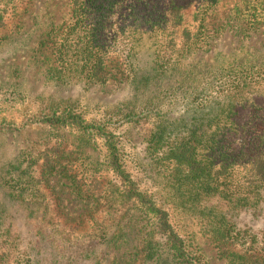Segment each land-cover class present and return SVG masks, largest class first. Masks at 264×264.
<instances>
[{
  "label": "trees",
  "instance_id": "16d2710c",
  "mask_svg": "<svg viewBox=\"0 0 264 264\" xmlns=\"http://www.w3.org/2000/svg\"><path fill=\"white\" fill-rule=\"evenodd\" d=\"M14 1L0 0V29L17 14L18 7L11 6ZM224 1L198 0L188 20L184 6H177L175 0H168L164 7L155 0H71L69 19L52 25L38 44L37 63L46 80L62 86L126 83L137 78L133 61L136 44L149 35L154 40L152 56L157 75L180 71V82L188 84L201 74L198 82L202 87H197L196 93L228 99L248 88H264L261 57L259 69L251 72L239 71L236 62L212 65L221 54L211 61L205 58L216 40L230 30L244 39L264 36V0H259L262 7H251L247 16L235 8L234 17L226 11ZM246 17L241 24L240 19ZM10 37L11 33H4L3 40ZM154 101H159L158 96ZM154 104L149 106L154 108ZM218 108L212 109L209 118L192 120L185 136L173 138L168 129L159 131L164 124L152 131L150 147L154 153L158 149L162 152L159 163H163L164 183L149 193L128 171L121 140L105 123L89 122L69 107L46 105L38 117L28 119L23 126L43 125L59 133L75 131L79 143L71 150L68 141L46 143L39 154L37 177L24 180L22 172L13 179L18 197L27 191L30 199L21 207L37 206L45 197L39 185L46 186L48 178L58 175L78 201L95 210L91 219L84 221L97 222L102 230L108 227L105 222L111 223L112 229L102 231L101 236L109 238L110 248L117 252L110 264H208L174 226L173 214L181 208L204 224V234L220 247L219 256L228 264H264V239L258 242L257 236L239 229L234 221L241 212L258 216L264 210V113L252 107L249 119L239 121L243 105L226 102ZM11 127L0 121V129ZM91 137L103 145L101 165L111 179L84 169L83 155H88ZM8 184L4 177L3 186ZM102 213L107 217L101 224L94 216ZM28 218L27 232L37 237L41 246H52L51 228L56 225L42 218ZM106 257L107 253H101L98 264H105ZM82 261L78 252L75 261L65 264ZM52 264L61 261L54 259Z\"/></svg>",
  "mask_w": 264,
  "mask_h": 264
},
{
  "label": "rangeland",
  "instance_id": "374dc122",
  "mask_svg": "<svg viewBox=\"0 0 264 264\" xmlns=\"http://www.w3.org/2000/svg\"><path fill=\"white\" fill-rule=\"evenodd\" d=\"M70 1H14L11 6L18 7V12L7 21L6 28L0 29V121L12 125L11 129H0V264H34L32 260H38L36 264H52L54 259L65 264L75 261L78 252L83 261L75 264H98L101 253H107L105 264H110L117 254L110 248L109 238L101 237L102 231L108 233L112 229L109 227L111 223L105 222L108 227L102 230L97 222L84 221L85 218L90 220L95 210L91 211V207L78 201L58 175L48 178L46 186L39 185L44 188L45 197L42 199L45 202L41 199L37 206L21 207L30 199L27 198V191L25 194L21 192V198L18 197V186L13 179L22 172L24 180L27 176L37 177L39 154L46 149V143L68 141L70 150L79 143L75 131L59 133L43 125L23 126L28 119L38 117L46 105L69 107L89 122L105 123L121 140L128 171L149 193L156 192L164 183L163 163H159L162 152L158 149L154 153L150 147L151 133L160 124L164 125L159 131L168 129L167 134L175 138L186 135L192 120L209 118L213 108L218 111V104L230 102L232 105H243L245 110L241 112L239 121L249 119L252 107L261 108L260 114L264 113L263 87L248 88L245 93L234 94L228 99H213L204 93H196L197 87L202 85L198 82L203 77L201 74L195 75L188 84L180 82V71H174L173 75H157L152 56L154 40L149 35L143 36L136 44L137 54L133 60L137 71L135 80L96 86H62L46 80L42 67L37 63L38 44L52 25L69 19ZM155 1L164 7L168 0ZM196 2L198 0H175L177 6H184L188 20H191V14L197 7ZM224 5L234 17L235 8L247 16L251 7H262L263 2L225 0ZM248 17L240 19L241 24ZM8 32L11 37L3 40L4 33ZM216 54L221 55L214 58ZM259 57L264 59V36L253 35L244 39L233 30L218 38L205 56L207 61L214 58L211 61L214 66L222 61L225 65L241 62V66L237 64L241 72L259 69ZM156 96L159 101H154ZM214 101L216 106L211 103ZM153 102L154 108L149 106ZM87 142L88 155H83L84 169L98 171V175L105 177L109 175L111 179V174L106 173L101 165L104 155L101 141L91 137ZM4 177L9 181L8 186H3ZM11 186L14 190L10 189ZM10 192L17 197L10 196ZM28 217L42 218L56 225L51 228L54 229L52 246H41L39 239L27 232ZM94 217L102 224L107 215L102 213ZM172 218L179 234L191 241L208 264H228L225 258L219 256L220 247L204 234V224L196 216L181 208L174 212ZM234 221L239 229L250 230L258 237V242H263L264 210L258 216L241 212Z\"/></svg>",
  "mask_w": 264,
  "mask_h": 264
}]
</instances>
